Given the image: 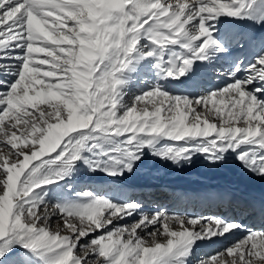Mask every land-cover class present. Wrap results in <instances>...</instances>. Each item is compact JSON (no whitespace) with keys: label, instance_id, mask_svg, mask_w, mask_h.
<instances>
[{"label":"snow or ice","instance_id":"1","mask_svg":"<svg viewBox=\"0 0 264 264\" xmlns=\"http://www.w3.org/2000/svg\"><path fill=\"white\" fill-rule=\"evenodd\" d=\"M244 23L264 0H0V264H264V209L249 227L79 184L198 156L264 178V34Z\"/></svg>","mask_w":264,"mask_h":264},{"label":"bare ground","instance_id":"2","mask_svg":"<svg viewBox=\"0 0 264 264\" xmlns=\"http://www.w3.org/2000/svg\"><path fill=\"white\" fill-rule=\"evenodd\" d=\"M240 51L237 48L233 53ZM224 68H227L226 64ZM213 78L220 80L213 81L211 80ZM221 82H225L223 78L210 76L203 81V84L204 87L213 88L222 85ZM230 170L236 171L237 175L230 176L228 174ZM79 184L91 186L90 190L92 187L98 190L122 188L127 198L139 201L145 210L162 207L169 212L182 215L222 214L219 210L215 212L211 206L214 204L220 208L222 204L227 203L229 207H233L238 205V200L244 198L250 200L251 195L264 191V178L245 172L233 160L229 159L227 164L217 167L209 164L202 156L194 157L191 165L182 166L152 158L134 175L126 176L122 181H116L103 173L91 175L83 173L79 177ZM182 188H185V191H182ZM190 202L193 206H189ZM178 206H181V213L175 211ZM228 206L223 213L225 216ZM240 220L249 227L256 226V222H250L243 217ZM232 239L235 237H229L228 240L213 238L210 241L198 242L196 257L210 256L225 247Z\"/></svg>","mask_w":264,"mask_h":264},{"label":"rangeland","instance_id":"3","mask_svg":"<svg viewBox=\"0 0 264 264\" xmlns=\"http://www.w3.org/2000/svg\"><path fill=\"white\" fill-rule=\"evenodd\" d=\"M87 190H90V188H88ZM133 195H134V194H133ZM133 199H134V198H133ZM180 208H181V206H178V208H176L177 210L175 209V211H177L178 213H181ZM203 215H204V214H203ZM205 215H206V214H205Z\"/></svg>","mask_w":264,"mask_h":264}]
</instances>
